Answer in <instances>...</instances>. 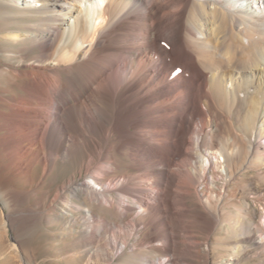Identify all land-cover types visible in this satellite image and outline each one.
Here are the masks:
<instances>
[{
	"label": "bare ground",
	"instance_id": "1",
	"mask_svg": "<svg viewBox=\"0 0 264 264\" xmlns=\"http://www.w3.org/2000/svg\"><path fill=\"white\" fill-rule=\"evenodd\" d=\"M20 1L0 0V230L27 234L56 213L58 238L78 236L67 260L97 263L153 228L131 250L162 259L143 264L177 261L173 216L220 231L218 196L199 188L223 155L259 159L264 0ZM235 103L246 123L232 122Z\"/></svg>",
	"mask_w": 264,
	"mask_h": 264
},
{
	"label": "rangeland",
	"instance_id": "2",
	"mask_svg": "<svg viewBox=\"0 0 264 264\" xmlns=\"http://www.w3.org/2000/svg\"><path fill=\"white\" fill-rule=\"evenodd\" d=\"M34 55H36V52L32 56ZM241 92L246 93L245 91ZM255 92L254 98L257 100L261 89ZM246 107L247 105L243 106L237 103L232 106L230 118L233 123L242 119L246 123ZM225 112L229 113V109L228 111L225 109ZM246 153L234 152L225 161L224 155L223 158L220 157L222 168H213V174L208 180L207 188L204 186L199 188V191H202L204 195L209 193L218 196L219 212L222 215V229L220 231L209 232L205 229L203 224L199 222L195 211L194 214L190 213V216L186 218H181L178 215L172 217L171 220L177 237L175 247L177 261L174 264H264V141L257 148L258 160H256L255 151L252 154ZM74 164L73 161H68L67 164L59 167L60 172L56 188L60 187L66 181L68 175L72 173ZM122 165L124 166L119 174L129 173L127 161H124ZM78 196L80 199L83 198L81 193H78ZM75 201L83 203L84 200L75 199ZM3 202L4 200L0 199V211L3 210ZM190 204L196 206L198 201L193 199ZM57 210L62 211L59 207ZM4 211L6 210L4 209ZM53 214L49 217L50 221L56 222L51 224L53 226L48 225L46 228L27 234L16 233L11 228H7L5 232L0 230V255L2 256H0V264L4 263L3 253L6 256L16 257L10 261L11 264H143L145 256H150L153 260L162 259V255L158 250H145L142 253L131 250V247L136 248L138 240L143 238L147 231V234L154 232L153 228L149 232L151 230L149 228L147 231L141 230L139 238L130 240V245L123 252L113 253L112 257L108 255L107 262L89 263L84 262V258L77 261H68L67 256L74 252L79 253L75 241L78 236L71 239L67 237L58 238L59 229L65 224V219L59 221L56 218V213ZM96 214L99 217L101 216L100 218L105 217L104 219L109 220L110 223H112L111 221L114 222L102 210L97 209ZM129 217H132V214ZM233 217L235 218L233 219ZM146 222V217L139 218L140 224ZM207 231L208 233H206ZM16 237L21 241V248L16 247ZM189 238L196 240L197 245L195 247H188L186 240ZM2 246L5 248L4 251L1 250ZM16 249L17 251H15ZM72 249L74 252H72ZM153 264H157V262H153Z\"/></svg>",
	"mask_w": 264,
	"mask_h": 264
}]
</instances>
